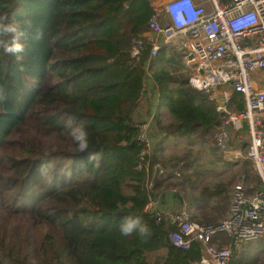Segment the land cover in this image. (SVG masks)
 Segmentation results:
<instances>
[{
	"label": "trees",
	"instance_id": "obj_1",
	"mask_svg": "<svg viewBox=\"0 0 264 264\" xmlns=\"http://www.w3.org/2000/svg\"><path fill=\"white\" fill-rule=\"evenodd\" d=\"M155 9L152 0H0V20L17 25L24 44L18 54L0 48V264H190L201 255L198 241L173 244L174 225L146 205L171 189L165 143L226 125L245 98L232 89L218 110L217 98L189 84L181 53L162 43L153 56L145 33ZM138 39L144 50L136 59ZM140 109L157 125L149 171L137 167ZM69 124L87 131L88 151H78ZM174 156L175 165L191 164L188 153ZM248 165L242 171L252 191L260 178ZM174 195L183 202L184 194ZM186 195L200 222L201 202L224 215L232 198L221 183ZM129 215L142 219L148 235H122ZM162 247L163 263L150 260Z\"/></svg>",
	"mask_w": 264,
	"mask_h": 264
},
{
	"label": "built area",
	"instance_id": "obj_2",
	"mask_svg": "<svg viewBox=\"0 0 264 264\" xmlns=\"http://www.w3.org/2000/svg\"><path fill=\"white\" fill-rule=\"evenodd\" d=\"M210 1L211 8L196 0L164 1L154 10L145 36L152 43L153 56L158 54L162 43L181 53L190 71L188 82L211 93V98L225 96L227 102L230 88L244 95V108L228 112L227 124L231 128L222 125L214 140L233 159H248L260 184L251 191L247 175L241 173L231 192L227 216L215 221L193 219L187 205L160 210L154 206L155 199L147 203L146 209L155 211L159 220L174 225L169 237L176 246L189 248L195 241L202 244L201 255L190 264H231L240 249L264 238V89L255 82V75L264 79V0ZM143 50L144 41L136 40L132 56L139 59ZM219 90L222 92L215 94ZM223 108L218 105V110ZM244 121L249 125L247 147L233 148L232 129L244 128ZM156 126L153 114L140 125L139 169L149 171L152 165ZM154 169L161 174L165 172L159 162Z\"/></svg>",
	"mask_w": 264,
	"mask_h": 264
},
{
	"label": "rangeland",
	"instance_id": "obj_3",
	"mask_svg": "<svg viewBox=\"0 0 264 264\" xmlns=\"http://www.w3.org/2000/svg\"><path fill=\"white\" fill-rule=\"evenodd\" d=\"M159 42L162 43V39H159ZM190 84V83H189ZM231 89L228 90V92ZM153 91V89H152ZM222 90H219V92H216V94L221 93ZM156 96L157 92H156ZM156 96H153V105L156 101ZM164 112L165 109H163ZM217 130V129H216ZM216 130L209 132L208 134L201 135L198 132H193L191 136L189 137H182V138H173L165 143V157L168 161V167L166 168L167 172L169 173L172 171L173 175L170 176L167 182H169V185L171 186V189L176 190L177 192H180V194H184L186 196V192H190L192 189H196L200 186L201 191L203 193H207L209 191L208 188H214L215 182V176L214 175H205L202 171L209 165L210 167L214 165L212 163L213 161H217L219 159L226 160L227 157H230L233 159L232 155L223 153L216 145L214 136L216 133ZM232 141L233 144H237L240 142V145L243 148L247 147V144L249 142V135L246 130H241V134L239 136L232 135ZM231 141V147H236L232 144ZM238 146V145H237ZM188 153V161L191 164H188L189 166H181V165H175L178 161H176V157L174 154H183ZM248 161L247 169H251L252 165L249 160L244 159V162ZM184 164V162L182 163ZM175 165V166H174ZM165 168V167H164ZM225 167H223L224 169ZM227 172L223 173L222 177L224 178V184L226 188L230 190V186L232 189V186L236 183V180L238 176L243 172V165L240 170L239 168H234L232 165L227 167ZM244 170V169H243ZM253 172V170H251ZM245 173V172H244ZM257 175V174H256ZM218 179L221 178L217 177ZM259 181V180H258ZM256 183V182H255ZM188 185L187 188L183 189V185ZM217 185V183L215 184ZM214 201L216 202L217 199L214 198ZM230 208V207H229ZM229 211V210H228ZM227 211V212H228ZM200 218L204 222H210L221 219L220 217L224 216L221 212H219L218 209L209 207V206H203L202 209L199 211ZM223 218V217H222ZM215 219V220H212Z\"/></svg>",
	"mask_w": 264,
	"mask_h": 264
},
{
	"label": "crops",
	"instance_id": "obj_4",
	"mask_svg": "<svg viewBox=\"0 0 264 264\" xmlns=\"http://www.w3.org/2000/svg\"><path fill=\"white\" fill-rule=\"evenodd\" d=\"M164 1H166V0H152V3L154 5V7L156 8L161 3H163ZM196 1L203 2L209 8L212 7V3H211L210 0H196ZM255 77H256V81L255 82H256L257 87L264 89V79H262V80L259 79L257 75H255ZM148 85L151 86V83L149 82ZM229 93H230V91H229ZM149 96H151V92H149ZM153 96H156V93H154ZM219 97H220V95H219ZM162 112H164V110H162ZM138 114L140 116L141 121H144V120H146V119H148L150 117L147 112H145L144 110H141V109L139 110ZM163 118H166V116H163ZM245 130L247 131L246 128H245ZM232 131H235V130L232 129ZM239 134H241V132ZM164 147L166 148V146H164ZM165 148L163 150L164 154H165ZM246 160H248V159H246ZM212 163H214V165H212L211 167L209 165H207V167L205 169H203L202 171L204 172L205 175H214L215 176V182L218 185L219 183L224 184L223 182L225 180L222 177L223 176L222 174L227 172V169H228L227 167L229 165L230 166L232 165V167H234V168H239L240 167V170H241L242 165L244 164V159H232L230 157H227L226 160L219 159L217 161H213ZM223 167H225V168L223 169ZM242 173H244V172H242ZM220 176H221V178L218 179L217 177H220ZM216 183H213L214 187L217 186V185H215ZM233 186H232V189H233ZM229 188H230V190L228 188H227V190H228V193L231 194V192H232L231 186ZM209 190H211V189H209ZM190 194H191V198L195 194L197 196L199 194H201L200 186L197 187L196 189H192L190 191ZM188 199H189V197H187V195H186V196L183 197V202H182L181 200H179V198H177L174 195V189H166L162 193H160L158 195V197L155 199L154 206L156 208L160 209V210L177 209V208H179L181 206L187 205ZM202 208H203V204L201 202L200 205L196 208V211L199 212L200 209H202ZM228 212H226L224 214V216H222V217L224 218L225 216H227ZM222 217H220V218H222ZM263 244H264V238L258 239L256 241H252L249 244H247L243 249H240L238 254L233 259L237 258L242 253L244 255L242 264H263V260H262L263 259ZM167 252H168V249L165 248V247H162L159 250H157L156 252L150 254V260L154 261L155 258L159 257V263H163V260H164L163 256L167 255ZM254 253H256L257 256H255L253 258ZM246 256H248V257H246Z\"/></svg>",
	"mask_w": 264,
	"mask_h": 264
},
{
	"label": "clouds",
	"instance_id": "obj_5",
	"mask_svg": "<svg viewBox=\"0 0 264 264\" xmlns=\"http://www.w3.org/2000/svg\"><path fill=\"white\" fill-rule=\"evenodd\" d=\"M12 35L11 41L5 40L3 37ZM23 33L18 30V26L13 23H4L0 20V48L7 54H18L24 51V44L20 42ZM20 57L17 56V59ZM71 139L77 145L79 152H85L89 149V140L87 131L83 126H72L69 124ZM94 154H90L89 159H96ZM120 232L122 235L129 236L138 233L141 237H145L149 233L148 226L139 216H126L120 222Z\"/></svg>",
	"mask_w": 264,
	"mask_h": 264
},
{
	"label": "water",
	"instance_id": "obj_6",
	"mask_svg": "<svg viewBox=\"0 0 264 264\" xmlns=\"http://www.w3.org/2000/svg\"><path fill=\"white\" fill-rule=\"evenodd\" d=\"M226 97L225 96H220L218 97V104L221 105V106H225L226 105ZM243 125L246 129L249 128V125L246 121L243 122ZM227 126L230 128L231 127V124H227ZM125 143V142H124Z\"/></svg>",
	"mask_w": 264,
	"mask_h": 264
}]
</instances>
